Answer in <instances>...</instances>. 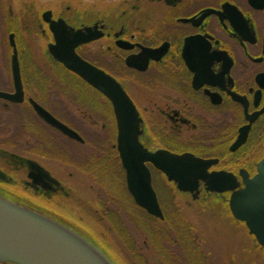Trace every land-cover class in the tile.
<instances>
[{
    "label": "flooded vegetation",
    "instance_id": "af4514ba",
    "mask_svg": "<svg viewBox=\"0 0 264 264\" xmlns=\"http://www.w3.org/2000/svg\"><path fill=\"white\" fill-rule=\"evenodd\" d=\"M58 26L129 98L143 150L207 161L221 190L181 191L145 161L163 221L136 204L113 105L53 57ZM263 159L264 0H0V197L112 257L123 242L131 264H264L229 210Z\"/></svg>",
    "mask_w": 264,
    "mask_h": 264
},
{
    "label": "water",
    "instance_id": "95a60500",
    "mask_svg": "<svg viewBox=\"0 0 264 264\" xmlns=\"http://www.w3.org/2000/svg\"><path fill=\"white\" fill-rule=\"evenodd\" d=\"M58 27V31L53 28L55 47L50 48L53 57L103 93L113 105L119 127L118 148L126 170L127 187L136 204L147 214L163 221L149 175L143 168L145 161H151L162 170L168 180L174 182L181 191L192 193L199 181H203L209 190H221V179L205 172L210 165L207 161L189 154L179 156L167 152L149 156L138 143L139 121L129 98L112 79L73 53L78 44L86 41L82 33L75 34L82 39L70 44L66 40L65 27ZM195 197L196 194L193 195ZM229 210L236 221L245 225L255 241L264 246V159L257 166L256 176L245 181V188L231 194ZM0 263L114 264L97 244L73 229L2 197Z\"/></svg>",
    "mask_w": 264,
    "mask_h": 264
},
{
    "label": "rangeland",
    "instance_id": "374dc122",
    "mask_svg": "<svg viewBox=\"0 0 264 264\" xmlns=\"http://www.w3.org/2000/svg\"><path fill=\"white\" fill-rule=\"evenodd\" d=\"M171 202H173V200H172V197H170L169 198V208H168V215H169V218L170 219H176V218H178L177 217V214H176V212H175V210L173 209V207H172V205H171ZM174 202H176V200H174ZM137 223H141V222H137ZM142 224V223H141ZM143 226V227H142ZM142 226H139L138 225V227H140L141 229V231H140V234L143 236V238H146V239H149V240H151V241H153L155 244H157L155 241H154V239H153V236L151 235V234H149V232H148V230H147V228L144 226V225H142ZM146 230H147V232H146ZM142 239V238H141ZM113 242V241H112ZM125 242V241H124ZM126 243V245L128 246L129 245V243H127V242H125ZM115 244H116V246H117V248H118V250H119V252H117L116 254H118V256L120 257V262L121 263H125V264H131V261H130V259L131 258H129L130 256H131V254H129L128 253V250L126 249V247H125V245L124 244H122L121 242L119 243L118 241H115ZM161 244V243H160ZM103 247H105L104 245H102ZM159 246V245H158ZM164 247V244L162 245H160V247H158V248H160L159 250H161L162 248ZM128 248L130 249L131 247H130V245L128 246ZM161 254V253H160ZM189 254H187V259H186V261H187V263L188 264H197L198 262H197V259L195 258V257H193V255H191V253H190V256H188ZM163 256V255H162ZM164 257H166V256H164ZM191 257H193V258H191ZM180 260H181V262H180V264H183L184 262H183V259H181L180 258Z\"/></svg>",
    "mask_w": 264,
    "mask_h": 264
},
{
    "label": "trees",
    "instance_id": "16d2710c",
    "mask_svg": "<svg viewBox=\"0 0 264 264\" xmlns=\"http://www.w3.org/2000/svg\"><path fill=\"white\" fill-rule=\"evenodd\" d=\"M138 228H139V227H138ZM139 229H140V228H139ZM122 237L124 238L123 235H122ZM153 239H154V241L157 243V245H159V247H160V245H161L160 243H161V241H162V240L160 239V237L157 236L156 234H154ZM124 240H125V242L129 243V245H130V247H131L130 249H132L133 246H132V244H131V241H130L129 239H125V238H124ZM129 245H128V246H129ZM178 262L180 263V261H178Z\"/></svg>",
    "mask_w": 264,
    "mask_h": 264
},
{
    "label": "bare ground",
    "instance_id": "6f19581e",
    "mask_svg": "<svg viewBox=\"0 0 264 264\" xmlns=\"http://www.w3.org/2000/svg\"><path fill=\"white\" fill-rule=\"evenodd\" d=\"M121 243L123 244V242H121ZM105 244H106V243H105ZM101 249H103V248H101ZM114 258L120 260V257H119L118 255H116V254L114 255Z\"/></svg>",
    "mask_w": 264,
    "mask_h": 264
}]
</instances>
